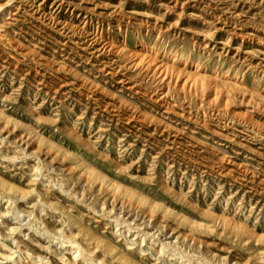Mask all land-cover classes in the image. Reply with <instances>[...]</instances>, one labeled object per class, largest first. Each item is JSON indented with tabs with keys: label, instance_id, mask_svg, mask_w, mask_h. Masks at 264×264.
I'll return each instance as SVG.
<instances>
[{
	"label": "rangeland",
	"instance_id": "374dc122",
	"mask_svg": "<svg viewBox=\"0 0 264 264\" xmlns=\"http://www.w3.org/2000/svg\"><path fill=\"white\" fill-rule=\"evenodd\" d=\"M0 264H264V0H0Z\"/></svg>",
	"mask_w": 264,
	"mask_h": 264
},
{
	"label": "bare ground",
	"instance_id": "6f19581e",
	"mask_svg": "<svg viewBox=\"0 0 264 264\" xmlns=\"http://www.w3.org/2000/svg\"><path fill=\"white\" fill-rule=\"evenodd\" d=\"M146 47H147V44L144 41H140L138 46H137V49H139V51H140V50L145 49Z\"/></svg>",
	"mask_w": 264,
	"mask_h": 264
}]
</instances>
